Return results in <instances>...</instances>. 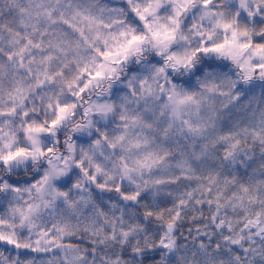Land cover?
I'll use <instances>...</instances> for the list:
<instances>
[{
    "label": "snow or ice",
    "instance_id": "obj_1",
    "mask_svg": "<svg viewBox=\"0 0 264 264\" xmlns=\"http://www.w3.org/2000/svg\"><path fill=\"white\" fill-rule=\"evenodd\" d=\"M0 264H264V0H0Z\"/></svg>",
    "mask_w": 264,
    "mask_h": 264
}]
</instances>
